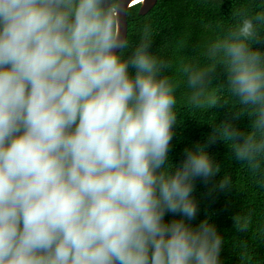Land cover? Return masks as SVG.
Returning a JSON list of instances; mask_svg holds the SVG:
<instances>
[{
	"label": "clouds",
	"instance_id": "9594fccd",
	"mask_svg": "<svg viewBox=\"0 0 264 264\" xmlns=\"http://www.w3.org/2000/svg\"><path fill=\"white\" fill-rule=\"evenodd\" d=\"M124 9V0H0V264H220L215 225L164 223L169 212L195 219L194 182L221 171L197 144L172 172L177 91L186 83L194 109L228 106L223 85L210 87L223 69L250 131L218 124L209 144H228L257 175L264 12L234 10L237 23L205 46L207 63H181V81L151 51L150 25L124 55ZM231 186L225 175L220 190ZM234 221L246 232L251 213Z\"/></svg>",
	"mask_w": 264,
	"mask_h": 264
},
{
	"label": "trees",
	"instance_id": "16d2710c",
	"mask_svg": "<svg viewBox=\"0 0 264 264\" xmlns=\"http://www.w3.org/2000/svg\"><path fill=\"white\" fill-rule=\"evenodd\" d=\"M139 9L140 5H136L127 12L129 47L124 55L130 54L139 43L143 27L150 25L151 51L172 62L173 66L165 72L166 75L183 81L186 78L177 71L181 63L206 64L205 46L222 37L237 23L233 11L243 10L250 15L264 12V0H158L146 15H140ZM254 48L264 52V42L255 44ZM226 80L227 74L218 68L210 87L223 85L218 87L217 94L222 102H229L228 106L194 109L187 104L189 90L186 83H182L177 91L179 123L174 127L169 152V163L174 166L172 172L182 167L185 150L194 149L197 144L205 147L209 156L220 164L221 171L207 183L200 178L194 182L192 198L198 206L195 219L188 221L180 214L169 212L164 223L185 219L189 226L197 228L208 220L224 241L220 264H264V161L260 172L253 175L245 163L235 159L228 144L221 140L209 144L218 124L231 122L242 132L250 131V119L247 116L237 119L233 113L238 110V105L227 90ZM225 175L231 178L232 186L220 190L219 184ZM249 213L252 217L249 229L246 232L236 230L234 217Z\"/></svg>",
	"mask_w": 264,
	"mask_h": 264
},
{
	"label": "water",
	"instance_id": "95a60500",
	"mask_svg": "<svg viewBox=\"0 0 264 264\" xmlns=\"http://www.w3.org/2000/svg\"><path fill=\"white\" fill-rule=\"evenodd\" d=\"M124 0L125 9L121 11V18H122V27L126 29V33L128 35V18H127V12L128 10L136 5H140L139 14L140 15H146L149 11H151L155 5L157 4L158 0ZM127 5H130L127 8ZM127 8V10H126ZM126 11V15H125Z\"/></svg>",
	"mask_w": 264,
	"mask_h": 264
},
{
	"label": "bare ground",
	"instance_id": "6f19581e",
	"mask_svg": "<svg viewBox=\"0 0 264 264\" xmlns=\"http://www.w3.org/2000/svg\"><path fill=\"white\" fill-rule=\"evenodd\" d=\"M138 1H140V0H138ZM138 1H137V2H138Z\"/></svg>",
	"mask_w": 264,
	"mask_h": 264
}]
</instances>
